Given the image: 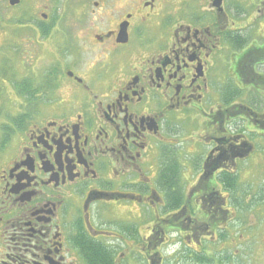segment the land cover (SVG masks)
Wrapping results in <instances>:
<instances>
[{"label": "flooded vegetation", "instance_id": "obj_1", "mask_svg": "<svg viewBox=\"0 0 264 264\" xmlns=\"http://www.w3.org/2000/svg\"><path fill=\"white\" fill-rule=\"evenodd\" d=\"M62 1L39 84L0 47V264L264 243V0Z\"/></svg>", "mask_w": 264, "mask_h": 264}, {"label": "rangeland", "instance_id": "obj_2", "mask_svg": "<svg viewBox=\"0 0 264 264\" xmlns=\"http://www.w3.org/2000/svg\"><path fill=\"white\" fill-rule=\"evenodd\" d=\"M49 2V0H23L22 3L14 7V10L8 14L4 10L5 4L7 3L6 0H0V44H3L1 46H5L7 49L6 44H9L11 46L10 52L7 53V55L12 60V63L14 67L11 65V73L8 74V79H10L12 82H14V86H17L16 82L23 81L28 75H25V73H31L37 78L35 82H33V85L39 84L42 81V75L41 73L34 70L37 66H40L39 59L36 62H34L38 57V52L34 49L38 46V39L35 37V34L33 31L31 34L30 40L25 39V33L26 30L29 28V23H25L26 20L29 19L30 15H34L35 11L39 10L40 7L43 8L44 5ZM56 0H51L49 5H51L52 8L56 7ZM60 7L54 10L52 14H58L60 12ZM12 14V18L9 21L10 15ZM31 29V28H30ZM51 37H56V35H52ZM27 41V43H26ZM31 56V58H30ZM2 57V53H0V58ZM45 59H50L49 56L44 57ZM32 62H34L33 66ZM3 64L6 63H0V67L2 68ZM31 66V67H30ZM27 67H30V69H27ZM25 75V76H23ZM1 80V79H0ZM0 84L5 85V88L13 89V86L8 85L3 80L0 81ZM29 89L30 86H27ZM1 89H4L1 87ZM15 89L19 90V87H15ZM13 91H16V90ZM2 119L0 120V125L5 122L7 119L5 116H0ZM2 139V133L0 132V140ZM250 238H254V233H248ZM252 236V237H251ZM258 242V241H254ZM251 241H243L241 243H236L232 248H228V250H231V252L235 253L236 255H240L239 258H236V260H239V262H245L248 257H252L253 264H264V246H260L261 243H255L252 247ZM256 250V251H254ZM251 262V259H248ZM255 262V263H254ZM132 264H135L134 262Z\"/></svg>", "mask_w": 264, "mask_h": 264}, {"label": "trees", "instance_id": "obj_3", "mask_svg": "<svg viewBox=\"0 0 264 264\" xmlns=\"http://www.w3.org/2000/svg\"><path fill=\"white\" fill-rule=\"evenodd\" d=\"M51 30H52L51 27H47V28H45V33L50 34ZM94 255L95 254H93V256ZM96 256H97V258H96ZM93 258H94V260L96 259V261H98V260L100 261V258H98V255H95ZM192 258L196 264H216L217 258H220V257H217L214 254L209 255V254H203V253H200V254L193 253ZM224 259L227 260L226 257H224ZM229 259H230V257H229Z\"/></svg>", "mask_w": 264, "mask_h": 264}, {"label": "water", "instance_id": "obj_4", "mask_svg": "<svg viewBox=\"0 0 264 264\" xmlns=\"http://www.w3.org/2000/svg\"><path fill=\"white\" fill-rule=\"evenodd\" d=\"M20 0H10L11 4H16V3H19Z\"/></svg>", "mask_w": 264, "mask_h": 264}]
</instances>
